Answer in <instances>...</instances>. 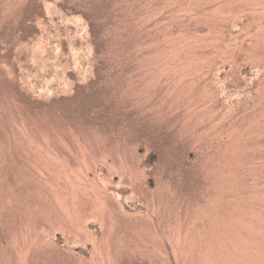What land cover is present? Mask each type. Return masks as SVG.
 <instances>
[{
	"label": "rangeland",
	"instance_id": "374dc122",
	"mask_svg": "<svg viewBox=\"0 0 264 264\" xmlns=\"http://www.w3.org/2000/svg\"><path fill=\"white\" fill-rule=\"evenodd\" d=\"M128 1L132 139L66 124L75 99L0 65V264H264V0ZM38 7L0 0V40ZM204 146L209 179L175 176Z\"/></svg>",
	"mask_w": 264,
	"mask_h": 264
},
{
	"label": "trees",
	"instance_id": "16d2710c",
	"mask_svg": "<svg viewBox=\"0 0 264 264\" xmlns=\"http://www.w3.org/2000/svg\"><path fill=\"white\" fill-rule=\"evenodd\" d=\"M128 2L36 0L38 11L26 18L32 30L23 37L24 41L0 40V65L13 70L16 84L28 97L51 93L47 101L61 103L75 99L73 108H65L61 113L66 124L77 121L78 125L90 127L112 140L128 141L132 133L139 134L135 131L142 126L140 119H144L133 109L127 90L131 70L124 42L132 35L129 21L135 19ZM74 20H78V26L71 23ZM2 21L0 29L10 37L9 27ZM33 83L36 85L32 86ZM27 84L31 86L26 87ZM150 136H145L141 144L148 147ZM207 149L204 146L180 151L173 158L178 161L179 171L170 167L165 176L170 175L171 179L175 170V176L192 174L200 180L205 176L209 179L208 170L202 169L201 163Z\"/></svg>",
	"mask_w": 264,
	"mask_h": 264
}]
</instances>
